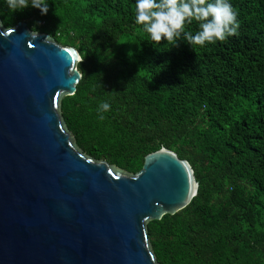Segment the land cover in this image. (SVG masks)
<instances>
[{
	"label": "trees",
	"instance_id": "16d2710c",
	"mask_svg": "<svg viewBox=\"0 0 264 264\" xmlns=\"http://www.w3.org/2000/svg\"><path fill=\"white\" fill-rule=\"evenodd\" d=\"M228 2L235 34L173 46L134 23L135 0H48L44 15L0 0L4 28L24 22L77 51L59 113L82 153L129 175L162 148L190 165V203L146 224L157 264H264V0Z\"/></svg>",
	"mask_w": 264,
	"mask_h": 264
},
{
	"label": "water",
	"instance_id": "95a60500",
	"mask_svg": "<svg viewBox=\"0 0 264 264\" xmlns=\"http://www.w3.org/2000/svg\"><path fill=\"white\" fill-rule=\"evenodd\" d=\"M78 62L0 22V264H157L146 224L190 203L193 171L165 148L132 175L82 153L59 113Z\"/></svg>",
	"mask_w": 264,
	"mask_h": 264
},
{
	"label": "clouds",
	"instance_id": "9594fccd",
	"mask_svg": "<svg viewBox=\"0 0 264 264\" xmlns=\"http://www.w3.org/2000/svg\"><path fill=\"white\" fill-rule=\"evenodd\" d=\"M6 3L13 11L31 7L44 15L48 10V0H6ZM192 20L199 23L198 30L190 34L184 30V24ZM134 23L141 25L154 42L163 38L175 46L183 33L187 45L202 46L235 34L239 22L228 0H135ZM109 107L107 102L99 103V119H103L102 113Z\"/></svg>",
	"mask_w": 264,
	"mask_h": 264
}]
</instances>
